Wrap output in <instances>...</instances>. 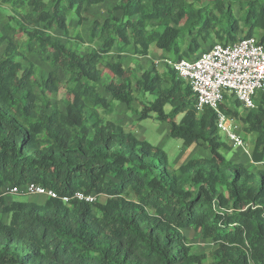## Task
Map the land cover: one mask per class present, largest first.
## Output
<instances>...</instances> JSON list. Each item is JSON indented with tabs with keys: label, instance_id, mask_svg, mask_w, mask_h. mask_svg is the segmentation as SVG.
<instances>
[{
	"label": "trees",
	"instance_id": "obj_1",
	"mask_svg": "<svg viewBox=\"0 0 264 264\" xmlns=\"http://www.w3.org/2000/svg\"><path fill=\"white\" fill-rule=\"evenodd\" d=\"M107 1L1 0L14 34L0 38V194L35 183L60 196L98 198L68 205L0 197L8 216L0 218V264H205L187 242L189 229L215 243L211 264H264V168L254 169L264 163V91L255 110L228 94L220 106L237 132L255 134L250 164L233 163L215 111L199 113L173 67L139 75L99 63L111 52L146 57L153 48L166 61L195 60L215 43L235 42L225 37L264 44V0H111L89 32L98 49L73 50L70 16L81 23L84 10ZM200 41L210 45L203 51ZM38 53L52 68L42 81L30 60ZM135 93L143 97L141 118L168 123L170 137L207 155L170 169L167 155L133 126L110 120L117 104L132 110Z\"/></svg>",
	"mask_w": 264,
	"mask_h": 264
},
{
	"label": "rangeland",
	"instance_id": "obj_2",
	"mask_svg": "<svg viewBox=\"0 0 264 264\" xmlns=\"http://www.w3.org/2000/svg\"><path fill=\"white\" fill-rule=\"evenodd\" d=\"M113 6V2L108 0L107 2L103 3L100 6L86 9L82 12V22H79V18L77 16L72 15L68 20V28L71 34V44L73 50H79L82 53H86L92 49H98V45H92L90 43L89 32L91 28L94 26L96 21H104L108 16V10ZM18 12H27L24 9H18ZM13 14L9 8L3 6L0 0V38H10L13 36V31L7 28L9 25L10 20L9 16ZM53 34H56L55 31H51ZM59 35V34H57ZM64 40H68L63 38ZM225 40L228 41H238L239 36L234 38L225 37ZM201 49L204 51L208 48L210 43L205 44L202 41ZM7 45V41H4L2 44L1 49ZM162 52L153 48L151 53L146 57H138L133 54L132 51H129L127 54H124L120 58H118L117 54L111 52L106 54L100 58V65L104 67L106 64H116L121 63L125 69H131L132 71L136 72L137 74L143 73L145 70H149L156 66V68L160 71L164 69L166 65L170 66L165 59L162 57ZM30 60L36 65L37 68V78L39 81H42L48 78L49 73L52 71L51 66L48 62L45 61L44 56L41 53L34 54L30 56ZM172 67V66H171ZM59 75L62 81L66 80V75L63 70H59ZM109 78L108 75L105 76ZM104 83V80L101 82V85ZM102 91V88H101ZM38 94V104L41 106L42 104V96L40 90L37 91ZM136 101L132 104V110L127 109L124 105H118L113 113L110 116V120L120 123L125 127L133 126V131L139 136V138L148 141L151 145L156 148L162 150L168 157V165L170 169L177 168L181 163L185 162L190 157H195L198 155L204 154L206 151L203 147L198 145H193L189 148L183 145L181 139L170 137V126L168 123L159 122L154 117H147L141 118L140 111L142 110L143 106V97L139 96L135 93ZM147 99H153L150 96ZM61 97H54L53 103L57 105L59 108H64V104L61 102ZM232 107H236L241 110L240 105H235L234 103L231 104ZM181 116L176 118V121H180ZM241 134L245 137V143L247 148L252 152V142H253V135L248 134L241 128ZM219 136L222 142L231 143L226 136L219 132ZM225 145H227L225 143ZM233 145V144H232ZM237 147H232L230 144L227 145L229 152L224 153L228 160H232V156H234L235 161L238 163H246L250 164V157L245 151H241L240 149H236ZM231 152V153H230ZM7 201H12L15 199L22 200V201H37L40 198L36 196H29V195H6L5 196ZM42 198V197H41ZM43 199V198H42ZM7 215L2 213V208L0 207V218L3 220H7ZM185 235L187 238L188 244L192 247V250L196 254H202L206 256L205 264L212 263V252L216 249L215 243L210 240L204 239L201 234L198 232L189 229L185 231Z\"/></svg>",
	"mask_w": 264,
	"mask_h": 264
},
{
	"label": "built area",
	"instance_id": "obj_3",
	"mask_svg": "<svg viewBox=\"0 0 264 264\" xmlns=\"http://www.w3.org/2000/svg\"><path fill=\"white\" fill-rule=\"evenodd\" d=\"M180 80L191 88L196 109L202 112L212 109L217 115V127L233 144L249 154L243 136L237 132L234 120L221 110L228 94L238 100L243 110L257 108L255 97L264 91V44L256 37L240 39L233 43H215L195 60L167 61ZM29 195L49 199H61L65 204L80 201L92 204L97 195L77 191L73 195L60 196L56 191L30 183L25 187L8 188L0 194Z\"/></svg>",
	"mask_w": 264,
	"mask_h": 264
},
{
	"label": "crops",
	"instance_id": "obj_4",
	"mask_svg": "<svg viewBox=\"0 0 264 264\" xmlns=\"http://www.w3.org/2000/svg\"><path fill=\"white\" fill-rule=\"evenodd\" d=\"M253 137L255 138V134H253ZM226 144H230V143H227L226 142ZM231 145V144H230ZM232 146V145H231ZM236 149H238L239 150V148H236ZM223 151V153H226V152H229L227 149H223L222 150ZM207 152H205L204 153V155H207L206 154ZM231 153V152H230ZM232 156V160L231 161H233V163H238V161H235V158H234V156L233 155H231ZM261 168H264V163H261V164H255V168L254 169H261ZM37 198H40V200L38 199L37 201H35V202H40V201H43L45 198L44 197H38V196H36Z\"/></svg>",
	"mask_w": 264,
	"mask_h": 264
}]
</instances>
